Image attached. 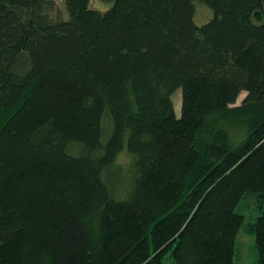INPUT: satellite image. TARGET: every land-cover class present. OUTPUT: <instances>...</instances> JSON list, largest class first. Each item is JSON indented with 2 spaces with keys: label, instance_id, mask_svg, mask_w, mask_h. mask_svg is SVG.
<instances>
[{
  "label": "trees",
  "instance_id": "1",
  "mask_svg": "<svg viewBox=\"0 0 264 264\" xmlns=\"http://www.w3.org/2000/svg\"><path fill=\"white\" fill-rule=\"evenodd\" d=\"M194 1L0 0V264H264V0Z\"/></svg>",
  "mask_w": 264,
  "mask_h": 264
},
{
  "label": "rangeland",
  "instance_id": "2",
  "mask_svg": "<svg viewBox=\"0 0 264 264\" xmlns=\"http://www.w3.org/2000/svg\"><path fill=\"white\" fill-rule=\"evenodd\" d=\"M55 9L58 13L66 15V8L64 0H54ZM195 15L194 21L197 25L201 26L208 23L215 16L214 11L201 0H195ZM91 8L105 11L110 7L108 0H91ZM246 93H242L238 103L242 101ZM181 101H182V90L179 89L174 94V102L176 106V113L178 116L181 114ZM133 158L130 156L127 148V144L124 145L123 151L120 153L117 163L113 170L104 173V181L108 185L115 199L122 200L127 196V189L129 183L131 184V177L133 176ZM130 188V186H129ZM241 212L245 213L249 217L256 216L258 213V207L256 201L248 196L241 204ZM236 263L237 264H259L258 262V249L256 246L255 235L247 230L245 224L237 238V252H236Z\"/></svg>",
  "mask_w": 264,
  "mask_h": 264
}]
</instances>
